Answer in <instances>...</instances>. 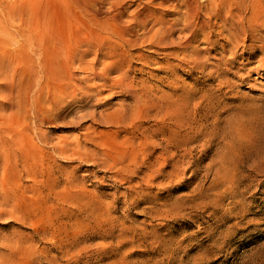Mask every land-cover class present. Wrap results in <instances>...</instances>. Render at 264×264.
Returning a JSON list of instances; mask_svg holds the SVG:
<instances>
[{"label":"rangeland","instance_id":"rangeland-1","mask_svg":"<svg viewBox=\"0 0 264 264\" xmlns=\"http://www.w3.org/2000/svg\"><path fill=\"white\" fill-rule=\"evenodd\" d=\"M182 7L0 0V264H264V64Z\"/></svg>","mask_w":264,"mask_h":264},{"label":"bare ground","instance_id":"bare-ground-1","mask_svg":"<svg viewBox=\"0 0 264 264\" xmlns=\"http://www.w3.org/2000/svg\"><path fill=\"white\" fill-rule=\"evenodd\" d=\"M205 1H208L209 7L202 10L198 0H177L178 6H183L182 9L184 10L186 16L181 18L180 15V18H174V23H180L183 21V24L180 23L182 24L183 29H186L192 25L193 28L196 27L199 30L209 28L211 31H217L218 35L223 37V39H225V43L229 45H233L235 43L239 44V42L247 43L246 45L248 52L252 57H257V66L264 64V15L255 13V10H251L249 15L246 16L243 14L241 4L231 5L227 0ZM159 4L162 5L164 2H160ZM176 6L177 5L171 6V11L176 12ZM114 7L115 6L112 5L113 9ZM76 9H79V11H82V9L86 10L83 5L78 6ZM166 9L168 10L170 8ZM142 10L143 11L136 12L131 18L132 20L130 19L129 22H127L128 25L126 26L119 20L118 14L113 13L112 16L110 15L106 19V23L109 26V31L118 37L121 42L131 44L135 43V41H131V38L127 37L128 34L129 36H132V30L128 26L133 24L135 27L145 29L147 24L152 23L155 26L158 25V27L152 30V33H149L145 39L142 40L148 41L149 43L154 42L158 44L164 42L166 35V31L163 29L164 15L157 17L156 13L154 12L155 10L150 11L145 7H143ZM203 11L204 15L201 13ZM103 23L93 20L91 24L99 25L102 30H105L107 25L106 23ZM76 36L77 37L74 38V43L77 46H81L84 45V43H89L92 41V39L91 41L89 40L91 37H88V35H82V33H79ZM223 46H225V44H223ZM80 55L82 56L84 53L81 52ZM67 58L68 57H66V61L63 63V67L68 69L69 73L72 70L71 67H73L74 61L71 58L67 60ZM90 73L93 75V77L89 81H93L95 78H102L101 74H98L93 69L90 70ZM123 78L125 79L126 77ZM121 80L122 78H120L118 82H121ZM115 83H117V81H115ZM66 85H68V83L64 82V85H61L59 92L62 93L63 96L75 98L77 96V92L73 88H67ZM89 87H92V85L90 84ZM47 93L49 94L48 91Z\"/></svg>","mask_w":264,"mask_h":264}]
</instances>
